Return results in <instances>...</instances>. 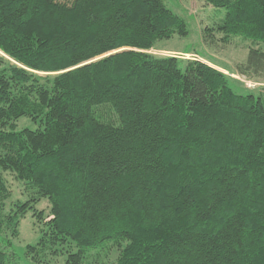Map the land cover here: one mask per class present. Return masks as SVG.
Masks as SVG:
<instances>
[{
    "label": "trees",
    "instance_id": "1",
    "mask_svg": "<svg viewBox=\"0 0 264 264\" xmlns=\"http://www.w3.org/2000/svg\"><path fill=\"white\" fill-rule=\"evenodd\" d=\"M201 1L226 10L203 44L250 42L264 78V0ZM187 35L162 0H0V233L30 211L33 262L264 264V94L148 53ZM5 174L30 194L7 213Z\"/></svg>",
    "mask_w": 264,
    "mask_h": 264
},
{
    "label": "rangeland",
    "instance_id": "2",
    "mask_svg": "<svg viewBox=\"0 0 264 264\" xmlns=\"http://www.w3.org/2000/svg\"><path fill=\"white\" fill-rule=\"evenodd\" d=\"M164 5L173 14L180 17L186 24L188 35L183 38L173 37L168 40L158 41L148 52L158 57H176L185 60H199L208 66L220 71L229 78L231 86L235 90L253 91L264 94V78L257 79L237 73V66L243 63L247 57L250 42L235 39L225 46L218 45L208 48L202 42V31L206 27H214L220 24L226 14L225 9L214 8L201 0H162ZM15 130H36L38 124L29 118H20L15 123ZM7 184L10 186L12 196L6 201L4 211L7 213L14 208L17 201L25 202L29 193L25 192L23 183L16 182L9 174H5ZM36 209L43 211L44 217L48 216L49 204L42 199ZM41 226L32 218L29 211L21 220L16 237H11L9 232L0 233V248L9 256L13 255L16 264H37L26 256V247L34 246L39 241ZM101 256L99 260H102ZM116 253L114 250L108 253L105 264H113ZM41 264H65V255L52 257L47 252L40 256Z\"/></svg>",
    "mask_w": 264,
    "mask_h": 264
}]
</instances>
